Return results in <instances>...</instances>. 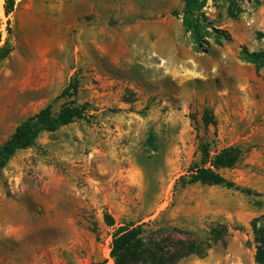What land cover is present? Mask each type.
Listing matches in <instances>:
<instances>
[{"label": "rangeland", "instance_id": "obj_1", "mask_svg": "<svg viewBox=\"0 0 264 264\" xmlns=\"http://www.w3.org/2000/svg\"><path fill=\"white\" fill-rule=\"evenodd\" d=\"M226 3L205 0L184 29L183 0H13L8 14L0 0V143L46 103L84 108L0 167V264H112L111 232L127 223L197 241L222 230L173 264H258L264 65L238 54L264 47V0H238L234 18ZM69 81L73 95L56 97ZM199 140L209 154L237 147L219 172L259 195L180 186Z\"/></svg>", "mask_w": 264, "mask_h": 264}, {"label": "trees", "instance_id": "obj_2", "mask_svg": "<svg viewBox=\"0 0 264 264\" xmlns=\"http://www.w3.org/2000/svg\"><path fill=\"white\" fill-rule=\"evenodd\" d=\"M237 1L226 0L225 11L229 18H234L239 11ZM204 2L205 0H183L181 24L184 29H189L191 16L200 9ZM12 3L13 0H3L5 14L12 10ZM238 57L255 66H262L264 65V47L257 51L242 49ZM73 92L74 85L69 81L56 97L68 99ZM83 116V106L74 104L72 99L63 102L55 115L51 113L50 103H46L37 112L18 123L8 137L0 143V167L14 151L29 146L38 129H50L54 125H64ZM200 122L204 128L214 126L215 120L211 110L202 109ZM197 147L199 160L190 162L185 172L177 177L180 186L197 182L235 189L246 195H259L250 188L236 185L219 172L221 169L232 168L240 162L241 152L237 147L225 146L213 151L212 154H209L206 141L199 140ZM105 220L108 225H112L109 216L105 215ZM248 226L253 243V261L264 264V212L253 217ZM210 233L212 235L208 233L201 241L186 240L174 238L169 232H164L159 228L146 232L142 223L121 224L111 232L109 256L112 264H173L189 254H203L213 242L222 237V230H214Z\"/></svg>", "mask_w": 264, "mask_h": 264}]
</instances>
